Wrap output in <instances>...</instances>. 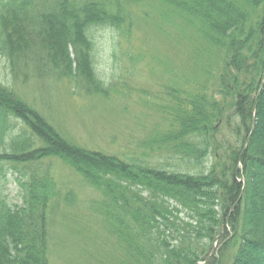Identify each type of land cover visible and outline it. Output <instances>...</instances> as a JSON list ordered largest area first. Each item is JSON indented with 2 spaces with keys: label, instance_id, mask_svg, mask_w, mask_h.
Returning a JSON list of instances; mask_svg holds the SVG:
<instances>
[{
  "label": "trees",
  "instance_id": "16d2710c",
  "mask_svg": "<svg viewBox=\"0 0 264 264\" xmlns=\"http://www.w3.org/2000/svg\"><path fill=\"white\" fill-rule=\"evenodd\" d=\"M141 1L190 44L192 69L167 68L165 126L138 144L165 164L74 144L0 82V264H50L56 221L76 202L51 158L96 192L104 248L85 249L96 264H264V0H0V56L14 82L67 78L106 97L118 76L101 78L97 30L128 36ZM9 173L19 204L2 193Z\"/></svg>",
  "mask_w": 264,
  "mask_h": 264
},
{
  "label": "rangeland",
  "instance_id": "374dc122",
  "mask_svg": "<svg viewBox=\"0 0 264 264\" xmlns=\"http://www.w3.org/2000/svg\"><path fill=\"white\" fill-rule=\"evenodd\" d=\"M154 8L146 1L131 5L133 24L126 37L98 28L97 69L103 79H108L111 71L118 76L106 97L87 94L67 78L14 82L3 56H0V82L35 108L72 143L164 165V156L150 154L142 157L138 144L153 126L158 124L160 129L165 126V113L157 105L162 103L168 80H171L167 68L175 74L186 73L192 69V61L188 57L189 41L177 42L172 26L157 25ZM177 37L182 38L179 31ZM112 41H118L119 45L116 48L120 54L117 68L109 57ZM12 123L19 130L18 122L13 120ZM43 163L50 169L62 192L72 190L76 201L66 211L69 213L62 217L64 220L56 221L53 233L56 244L50 250V264H85V257L91 264H96L93 255L91 259L85 253L88 248L97 250L99 255L104 248L105 237L100 222L90 215L88 209L89 200L96 197V192L59 159H45ZM7 178L2 193L9 203L19 204L18 187L10 173ZM72 214L75 220L68 217ZM86 216H91L92 222L87 221ZM62 222L68 226L62 224L64 228H59ZM81 227L90 232L78 235L77 230Z\"/></svg>",
  "mask_w": 264,
  "mask_h": 264
}]
</instances>
